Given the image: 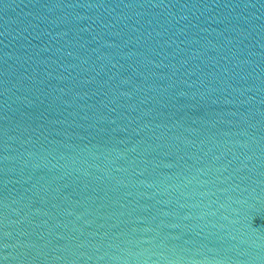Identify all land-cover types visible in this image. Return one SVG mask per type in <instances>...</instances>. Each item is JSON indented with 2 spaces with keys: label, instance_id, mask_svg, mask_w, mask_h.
<instances>
[{
  "label": "water",
  "instance_id": "water-1",
  "mask_svg": "<svg viewBox=\"0 0 264 264\" xmlns=\"http://www.w3.org/2000/svg\"><path fill=\"white\" fill-rule=\"evenodd\" d=\"M0 264H264V0H0Z\"/></svg>",
  "mask_w": 264,
  "mask_h": 264
}]
</instances>
